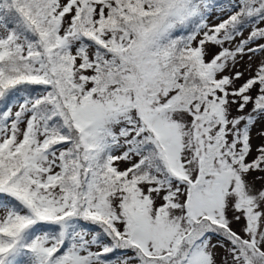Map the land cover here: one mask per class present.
<instances>
[{
  "label": "snow or ice",
  "instance_id": "6c2138e0",
  "mask_svg": "<svg viewBox=\"0 0 264 264\" xmlns=\"http://www.w3.org/2000/svg\"><path fill=\"white\" fill-rule=\"evenodd\" d=\"M0 264H264V0H0Z\"/></svg>",
  "mask_w": 264,
  "mask_h": 264
}]
</instances>
